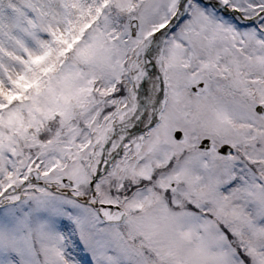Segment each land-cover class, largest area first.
<instances>
[{
	"label": "snow or ice",
	"instance_id": "6c2138e0",
	"mask_svg": "<svg viewBox=\"0 0 264 264\" xmlns=\"http://www.w3.org/2000/svg\"><path fill=\"white\" fill-rule=\"evenodd\" d=\"M0 264H264V0H0Z\"/></svg>",
	"mask_w": 264,
	"mask_h": 264
}]
</instances>
